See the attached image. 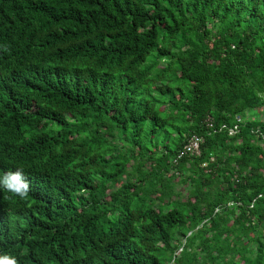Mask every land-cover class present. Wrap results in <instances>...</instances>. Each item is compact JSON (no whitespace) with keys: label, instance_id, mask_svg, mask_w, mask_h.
<instances>
[{"label":"trees","instance_id":"1","mask_svg":"<svg viewBox=\"0 0 264 264\" xmlns=\"http://www.w3.org/2000/svg\"><path fill=\"white\" fill-rule=\"evenodd\" d=\"M255 107L264 0H0V254L264 264V122L222 128Z\"/></svg>","mask_w":264,"mask_h":264},{"label":"clouds","instance_id":"2","mask_svg":"<svg viewBox=\"0 0 264 264\" xmlns=\"http://www.w3.org/2000/svg\"><path fill=\"white\" fill-rule=\"evenodd\" d=\"M0 189H4L21 199L28 196L30 183L24 176L22 168L15 171L9 170L0 176ZM0 264H17V260L6 254H0Z\"/></svg>","mask_w":264,"mask_h":264},{"label":"built area","instance_id":"3","mask_svg":"<svg viewBox=\"0 0 264 264\" xmlns=\"http://www.w3.org/2000/svg\"><path fill=\"white\" fill-rule=\"evenodd\" d=\"M235 124L231 127H228L226 124H224L222 126V128H228L229 129V133L230 134H235L236 131L239 129V125L246 121V119L243 117L242 114H238L235 116ZM210 126H212L213 124L210 122L209 123ZM264 137V136H263ZM204 142V137L200 136V135H193L188 142L183 146L182 149H180L178 155H177V159L175 161H177L178 159L186 156V155H198L201 153V146L202 143Z\"/></svg>","mask_w":264,"mask_h":264},{"label":"rangeland","instance_id":"4","mask_svg":"<svg viewBox=\"0 0 264 264\" xmlns=\"http://www.w3.org/2000/svg\"><path fill=\"white\" fill-rule=\"evenodd\" d=\"M243 117L246 120H254V121H261L264 122V110L260 107L250 108L246 110L244 113H242ZM184 186L180 184L176 191L179 192L182 190Z\"/></svg>","mask_w":264,"mask_h":264}]
</instances>
